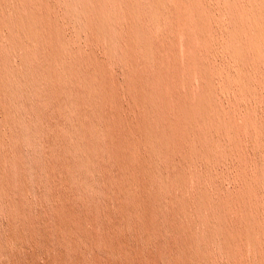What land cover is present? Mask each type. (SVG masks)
Wrapping results in <instances>:
<instances>
[{
  "label": "bare ground",
  "instance_id": "bare-ground-1",
  "mask_svg": "<svg viewBox=\"0 0 264 264\" xmlns=\"http://www.w3.org/2000/svg\"><path fill=\"white\" fill-rule=\"evenodd\" d=\"M169 1L176 0L145 2L153 21L164 12ZM202 1L192 0V8L201 29L210 34L214 16ZM58 4L57 0H0V166L7 155L1 147L4 149L13 141L10 131L17 123L12 114V108L17 105L11 99L12 93L27 89L26 92L34 91L44 100L50 98L69 123L57 130L61 170L69 179H74L77 171L89 177L96 175L100 163L110 169V174L101 175L104 177L101 190L106 191L98 193L109 204L113 203L116 220L114 225L108 223L105 227L104 239H96L85 227V217L77 219L58 209L56 236L67 253H76V243L93 252L94 245L100 243L112 258L106 261L95 258L92 262L77 260L74 264H144L132 258V254L138 255V250L130 245L127 235H152L151 225L160 216H164L166 231L172 240L168 246L172 255L169 264H208L206 256L199 253L200 244L190 229L193 222L187 215L191 208L199 214L200 202L185 197L184 190L188 185V163L211 147L214 132L229 127L214 83L215 78H221L219 69L209 58L202 61L201 68L197 69L200 68V77L207 84L202 88L203 93L195 104L185 101L170 117L167 105L157 93L150 92L151 80H144L138 73L145 58L155 67L157 63L151 57L150 33L136 23L141 12L138 0H71L67 10L77 18L75 21L89 41L102 43L108 57L118 60L123 73L121 82L110 75L106 63L93 51L83 54L73 47L72 37L66 36V29L56 16ZM12 52L19 54V67L9 59ZM33 65H38L39 70L31 71L29 66ZM121 94L128 96L131 103L125 105ZM70 157L78 161L70 165ZM54 171L50 170L49 176L57 181ZM251 191L247 187L236 198L234 207L239 216L231 218L232 227L226 226L220 231L224 242L221 249L234 264H244L238 258L239 240L253 244L257 250L255 219L246 207ZM2 192L0 184V195ZM214 205L221 221H228L226 204L216 200ZM184 225L189 229L186 233L181 231ZM9 239L15 245L23 238L14 234Z\"/></svg>",
  "mask_w": 264,
  "mask_h": 264
},
{
  "label": "rangeland",
  "instance_id": "rangeland-1",
  "mask_svg": "<svg viewBox=\"0 0 264 264\" xmlns=\"http://www.w3.org/2000/svg\"><path fill=\"white\" fill-rule=\"evenodd\" d=\"M57 1L56 16L66 29V36L72 37L73 47L83 54L93 51L106 63L110 75L121 82L123 73L118 60L108 57L102 43L89 41L76 22L77 18L67 13L71 0ZM148 1L138 0L141 6L138 18L141 19L137 18L136 23L145 28L142 30L148 35L150 33L151 57L157 63L153 62L155 67L145 58L138 73L144 80H151L150 92L157 93L167 105L168 115L171 117L185 101L197 102L207 85L199 74L206 58L211 59L221 74L214 83L229 127L214 132L211 147L188 163V185L184 190L185 197L200 202L199 214L192 208L187 212L193 222L190 229L200 244L199 253L206 256L208 264H234L221 249L224 242L220 231L234 224L231 218L240 213L234 207L236 198L249 187L252 191L246 199V207L255 219L257 250L253 244L239 240L238 258L244 264H264V0H203L214 16L210 34L201 29L192 0L167 2L164 12L154 21L146 7ZM15 54L18 53H10L9 59L19 67V54ZM29 69L36 72L39 66H29ZM26 91L11 95L17 104L12 108L17 123L10 131L14 139L4 149L1 147L7 155L0 166L3 188L0 195V264H74L77 260L112 259L100 243L94 245V252L76 243L73 255L57 240L58 209L77 219L85 217V227L96 239L106 237L105 227L108 223L114 225L116 220L115 209L113 203L109 204L98 192L105 193L106 190H101L104 179L101 175L110 174V169L100 163L96 175L89 177L77 171L70 180L61 170L62 152L57 133L60 125L69 123L50 98L44 100L34 91ZM120 99L125 105L131 103L124 94ZM76 161L74 157L69 158L70 165ZM50 170H55L57 181L51 180ZM65 186L68 189L65 190ZM216 200L226 204L228 221H221L214 205ZM204 216L208 218L204 220ZM151 229L153 232L149 236L143 233L137 237L133 233L127 235L130 245L138 250V255L132 254V258L144 264H169L172 255L168 246L172 240L166 231L164 216H160ZM188 230L186 225L181 226L183 233ZM14 234L22 236L19 244L14 245L9 239Z\"/></svg>",
  "mask_w": 264,
  "mask_h": 264
}]
</instances>
